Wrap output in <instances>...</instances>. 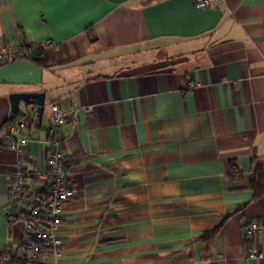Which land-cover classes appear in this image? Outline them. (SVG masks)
Wrapping results in <instances>:
<instances>
[{"label": "crops", "instance_id": "crops-1", "mask_svg": "<svg viewBox=\"0 0 264 264\" xmlns=\"http://www.w3.org/2000/svg\"><path fill=\"white\" fill-rule=\"evenodd\" d=\"M20 44L35 48L0 63V130L11 93H44L40 118L23 103L14 115H29L23 197L44 192L51 104L75 188L57 254L35 264H264V227L242 230L264 223L251 186L264 171V0H0V46ZM16 158L0 139V264H21Z\"/></svg>", "mask_w": 264, "mask_h": 264}, {"label": "built area", "instance_id": "built-area-1", "mask_svg": "<svg viewBox=\"0 0 264 264\" xmlns=\"http://www.w3.org/2000/svg\"><path fill=\"white\" fill-rule=\"evenodd\" d=\"M192 4L196 9L210 6L219 7L223 4V0H192ZM44 45H52V43L47 41ZM34 48V45L27 44L0 46V63L24 56ZM50 109L52 124L48 130V137L52 149L46 158V169L36 174L44 183L45 188L42 194L33 199L24 198L22 193L25 178L32 174V171L26 168V159L22 154V149L28 139L20 135L29 115L25 113L13 118L0 130V139L17 153L8 185V198L10 202H18L23 209L21 223L24 236L20 256L21 264H35L45 252L57 254L62 243L59 237L62 212L75 193V188L68 180L66 158L61 149L63 136L60 126L65 122L66 115L58 104H51ZM84 109L85 112H90L92 108L88 105ZM8 216L11 218L12 214H8ZM263 227L264 223L254 221L243 224L242 230L245 238L251 240ZM247 257L262 258L263 255L261 252L248 250ZM2 258L5 261L10 259L9 254L5 252Z\"/></svg>", "mask_w": 264, "mask_h": 264}, {"label": "water", "instance_id": "water-1", "mask_svg": "<svg viewBox=\"0 0 264 264\" xmlns=\"http://www.w3.org/2000/svg\"><path fill=\"white\" fill-rule=\"evenodd\" d=\"M10 111L12 115L10 120L18 112L20 103H23L27 109L35 112L36 118H40L44 109V93L43 92H14L9 95Z\"/></svg>", "mask_w": 264, "mask_h": 264}, {"label": "trees", "instance_id": "trees-1", "mask_svg": "<svg viewBox=\"0 0 264 264\" xmlns=\"http://www.w3.org/2000/svg\"><path fill=\"white\" fill-rule=\"evenodd\" d=\"M252 189L254 191L255 196H260L264 192V171L263 169L256 170L255 177L252 180ZM212 237L211 233L206 234L204 239L209 240Z\"/></svg>", "mask_w": 264, "mask_h": 264}]
</instances>
